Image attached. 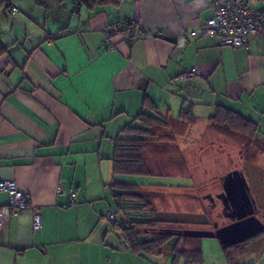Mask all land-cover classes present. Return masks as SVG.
<instances>
[{
	"label": "crops",
	"instance_id": "1",
	"mask_svg": "<svg viewBox=\"0 0 264 264\" xmlns=\"http://www.w3.org/2000/svg\"><path fill=\"white\" fill-rule=\"evenodd\" d=\"M214 1L223 0H122L119 7L74 12L72 0H11L20 11L0 15L7 49L0 56V180L16 181L29 204L21 213L10 210L0 228V264H130L137 257L107 214L114 210V138L141 112L145 97L169 122L170 144L189 169L153 177L190 180L191 186L167 185L188 192L193 204L200 177L213 179L223 155L232 167L220 180L233 171L245 175L257 210L264 148L250 157L241 150L221 155L224 143L210 116L224 106L255 121L252 143L245 135L241 143L264 147V35L252 36L248 48H233L218 37L186 34L212 16ZM249 3L261 8L264 0ZM123 21L137 39L107 33ZM192 68L191 79L181 77ZM185 111L191 115L180 119ZM201 161L208 166L201 169ZM221 192L204 199L214 205L215 197L224 210ZM5 206L9 197L0 191ZM33 208L41 218L37 229ZM255 247L263 259L264 242Z\"/></svg>",
	"mask_w": 264,
	"mask_h": 264
},
{
	"label": "trees",
	"instance_id": "2",
	"mask_svg": "<svg viewBox=\"0 0 264 264\" xmlns=\"http://www.w3.org/2000/svg\"><path fill=\"white\" fill-rule=\"evenodd\" d=\"M121 2L122 0H72V10L74 12H78L82 8L93 10L105 5L119 7ZM11 4V0H0V15L9 11ZM112 25H109L106 29L108 34L116 33L110 30ZM129 41H132V39H129ZM6 51L7 49L0 43V56ZM190 115V111L182 112L180 119H186ZM210 123L217 131L244 134L249 142L253 141L258 128L255 121L224 106L216 107V111L210 116ZM169 127V122L158 115L157 105L148 97H145L141 112L130 123L126 124L114 138L112 172L116 179L110 184V188L114 209L112 212L118 217V220L111 221L120 229L127 247L132 253L136 255L155 252L161 254L159 249L170 238L175 236L176 242H173L170 247L173 254V264H177L179 257L184 258V264H197L202 261V253L199 246L193 244V242L197 241V238L184 236L183 239L191 240L192 246L187 248L180 247L182 237H180L178 232L182 231L181 229H164V231L160 230L157 233L153 232L150 239L144 238L148 228L155 229L162 224L178 227L189 223L177 218L171 220L157 218L154 211H152L150 197L147 194L149 190L155 188L170 189L179 187L178 185L146 183V179H144L145 177H153L147 165L146 149L154 142H168V144L174 142L173 134ZM125 176L132 178L134 176L143 181H135L133 179L127 182L119 180V177ZM261 220L264 221V217ZM194 223L198 224L197 222ZM199 224L205 225L203 222ZM213 225L214 228L217 226L216 223ZM262 233H264V230L258 235ZM256 236L245 242L252 240ZM243 243L234 245L233 248L239 247ZM226 248L224 247L225 250Z\"/></svg>",
	"mask_w": 264,
	"mask_h": 264
},
{
	"label": "rangeland",
	"instance_id": "3",
	"mask_svg": "<svg viewBox=\"0 0 264 264\" xmlns=\"http://www.w3.org/2000/svg\"><path fill=\"white\" fill-rule=\"evenodd\" d=\"M220 132L222 138H218L217 142H223L224 145L221 146V155L228 152H231L232 157H236L237 151L241 150L244 152L246 157H250L255 155L254 153H258L260 148H264L262 145L252 146V145H245L241 142L246 143V139L244 138V134L238 132ZM220 136V137H221ZM224 137V138H223ZM252 142H250L251 144ZM179 149L177 146L173 144H168V142H161V143H151L146 149V160L147 165L151 171V173L156 176H172L176 174H184L188 172L189 169L185 168L183 162L181 161V156L179 154ZM204 155H211V151L204 150ZM223 163L221 164L220 170H215V176L213 179L200 177L199 179V189L197 187L194 188V195H197L196 202H190V195L188 192H182L180 190H176L175 188H155L153 190H149L147 193L150 197V205L152 211H154L155 216L157 218L171 220L173 218H177L180 220L185 221L188 223L187 225H181L178 227H173L168 224H162L155 229L146 230L145 239L149 238L153 232L157 233L160 230L164 231V229H190V230H214V223L218 227L222 226L225 223H229L228 219L222 210L221 205L217 199L214 197V204L211 201L205 200L206 194L210 196H215L218 192L221 191V182L220 176L224 171L231 169L232 163L228 161L226 157L223 155L220 156ZM205 160V159H204ZM200 168L204 169L208 166L207 161H201ZM210 164V163H209ZM236 166H239L238 163H234ZM187 170V171H186ZM201 173V171H200ZM214 175V174H213ZM245 176V175H243ZM248 176V174H247ZM254 176V175H253ZM245 178V177H244ZM141 180L137 177H119V180L130 182V180ZM146 183H153V184H183L191 186L190 180H182V179H175V178H167V177H145ZM248 179V178H247ZM261 183V194H259V205L257 208V213L259 218L264 217V176L263 179L258 178ZM133 182V181H131ZM193 207V208H191ZM260 208V209H259ZM262 209V211H260ZM261 220V219H260ZM197 222L198 224H195ZM203 222L205 225L199 224ZM264 223V221L261 220ZM180 247H189L192 246L191 240L183 239L184 236H181ZM196 242L193 244L198 245L201 253H202V261L201 263L197 264H241L248 263L250 260V264H264V258L258 260V250L255 247L257 244H261L264 242V233L256 236L250 241H247L241 246L233 248V246L227 247L226 250L224 246H222L219 240L214 238H197ZM173 242H176V237L170 238L167 243L162 246L159 250L161 254L155 253H144L143 255L132 256L134 260L130 259V264H173V254L170 249ZM246 253V256L240 258L239 252ZM235 253H233V252ZM130 253H132L130 251ZM134 254V253H133ZM136 255V254H134ZM177 264H184V258L179 257Z\"/></svg>",
	"mask_w": 264,
	"mask_h": 264
},
{
	"label": "built area",
	"instance_id": "4",
	"mask_svg": "<svg viewBox=\"0 0 264 264\" xmlns=\"http://www.w3.org/2000/svg\"><path fill=\"white\" fill-rule=\"evenodd\" d=\"M213 14L211 17L195 30L186 34L196 36L199 32L205 37H218L222 45L233 48H248L249 40L252 36L264 35V4L261 8H254L250 5L249 0H223L214 1ZM20 10L14 3L10 6L12 14L18 13ZM129 21L115 23L110 27L112 32L122 33L127 38L135 40L139 37L132 29H130ZM149 33H143L142 36H148ZM107 42V39L105 40ZM196 74V69L182 74V78L188 80ZM0 191L5 192L9 197V206L0 207V228L5 224L7 215L10 210L14 213H21L28 207L29 199L25 191L20 188L14 180H0ZM76 194L71 193L69 196V204H74ZM33 227H40L41 218L38 209L32 211ZM108 219L118 220V217L109 211Z\"/></svg>",
	"mask_w": 264,
	"mask_h": 264
},
{
	"label": "water",
	"instance_id": "5",
	"mask_svg": "<svg viewBox=\"0 0 264 264\" xmlns=\"http://www.w3.org/2000/svg\"><path fill=\"white\" fill-rule=\"evenodd\" d=\"M222 188L233 208L238 212L234 220L214 230H190L178 232L185 237L214 238L224 247L234 246L249 240L264 230V224L254 215L251 199L248 195L245 181L238 171H233L223 178Z\"/></svg>",
	"mask_w": 264,
	"mask_h": 264
},
{
	"label": "flooded vegetation",
	"instance_id": "6",
	"mask_svg": "<svg viewBox=\"0 0 264 264\" xmlns=\"http://www.w3.org/2000/svg\"><path fill=\"white\" fill-rule=\"evenodd\" d=\"M219 196L224 200L225 202V208H224V213L227 216L228 222H232L234 220V214L238 212L236 208H233L228 200V197L225 196L222 188V192L219 194ZM251 199V198H250ZM254 209V215L257 217V210L253 206ZM258 218V217H257ZM228 224V223H227Z\"/></svg>",
	"mask_w": 264,
	"mask_h": 264
}]
</instances>
